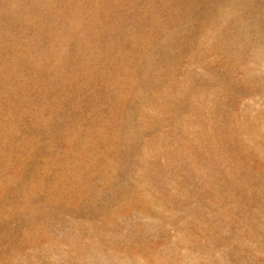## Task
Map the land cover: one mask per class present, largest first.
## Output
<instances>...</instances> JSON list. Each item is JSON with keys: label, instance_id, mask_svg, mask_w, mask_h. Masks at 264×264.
I'll use <instances>...</instances> for the list:
<instances>
[{"label": "rangeland", "instance_id": "374dc122", "mask_svg": "<svg viewBox=\"0 0 264 264\" xmlns=\"http://www.w3.org/2000/svg\"><path fill=\"white\" fill-rule=\"evenodd\" d=\"M0 264H264V0H0Z\"/></svg>", "mask_w": 264, "mask_h": 264}, {"label": "bare ground", "instance_id": "6f19581e", "mask_svg": "<svg viewBox=\"0 0 264 264\" xmlns=\"http://www.w3.org/2000/svg\"><path fill=\"white\" fill-rule=\"evenodd\" d=\"M260 5V4H259ZM191 9V8H190ZM136 11V10H135ZM129 16V15H128ZM141 17V16H140ZM142 19V18H141ZM140 19V20H141ZM143 19H145V18H143ZM146 20V19H145ZM142 22H143V20H142ZM139 25V24H138ZM158 40V39H157ZM165 42V41H164ZM163 43V42H162ZM168 47H170V46H168ZM168 47H167V49H168ZM169 51V50H168ZM154 52V51H153ZM156 54V53H155Z\"/></svg>", "mask_w": 264, "mask_h": 264}]
</instances>
